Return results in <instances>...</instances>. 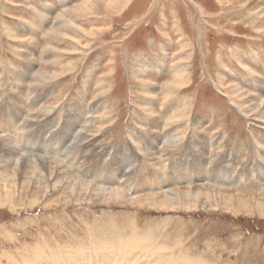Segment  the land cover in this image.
Instances as JSON below:
<instances>
[{
    "label": "rangeland",
    "instance_id": "rangeland-1",
    "mask_svg": "<svg viewBox=\"0 0 264 264\" xmlns=\"http://www.w3.org/2000/svg\"><path fill=\"white\" fill-rule=\"evenodd\" d=\"M84 2L0 0V138L14 139L21 154L33 146L55 158L30 182L20 174L12 205L0 206V264H104L96 250L105 242L121 264L116 246L134 233L149 246L131 264H176L185 256L264 264L257 166L264 162V0H128L104 15L76 9ZM176 76L179 85L166 97ZM150 110L163 118V134L173 127L177 142L167 151L156 142ZM82 130L86 143L66 157L63 136L71 132L69 143H79ZM3 148L1 141V174L21 156ZM50 169L60 175L51 179ZM183 169L194 180L180 178ZM43 173L46 181L37 180ZM146 178L156 186H145ZM77 182L85 189H75ZM85 184L121 193L93 197ZM6 185L0 179L4 199ZM186 191L212 198L176 208L149 202ZM225 197L246 206L229 207ZM157 247L167 249L164 258Z\"/></svg>",
    "mask_w": 264,
    "mask_h": 264
},
{
    "label": "bare ground",
    "instance_id": "bare-ground-1",
    "mask_svg": "<svg viewBox=\"0 0 264 264\" xmlns=\"http://www.w3.org/2000/svg\"><path fill=\"white\" fill-rule=\"evenodd\" d=\"M219 1V0H218ZM221 1V0H220ZM128 2V0H89V1H87L86 0V2H84V3H82V4H80V5H78L77 6V8L76 9H78V10H81V11H83V10H88L89 12H91V13H99V14H102V15H104V14H112V13H116V12H118V11H120L123 7H125V5H126V3ZM199 6V5H198ZM74 9V8H73ZM202 11V10H201ZM71 20V19H70ZM55 30H56V34L57 33H62V32H60V30L62 31V24H58L56 27H55ZM83 30V29H82ZM88 31V30H87ZM87 34V33H86ZM80 35V34H79ZM81 36V35H80ZM80 39V38H79ZM51 40V39H50ZM78 41V40H77ZM44 52V57L45 56H48L49 55V53H48V50L46 51H43ZM48 54V55H47ZM47 72V71H46ZM54 73V72H53ZM176 73V72H175ZM40 75H42V74H40ZM43 75H46L45 74V72H44V74ZM176 75V74H175ZM37 77V76H36ZM52 77V76H51ZM50 77V78H51ZM183 77V76H182ZM49 78V77H48ZM41 80V79H40ZM178 80H180L179 78H178V76H176L175 77V79L173 80V81H171L170 83H168L166 86H165V88H164V91H165V94H166V97H169L170 96V94H169V91L170 90H175V88H177V86L179 85L178 84ZM39 81V80H38ZM42 81V80H41ZM261 81V80H260ZM40 83V82H39ZM259 84V83H258ZM257 84V85H258ZM152 87V86H151ZM150 88V87H149ZM232 88H234V87H232ZM236 91H238V87H237V89H236ZM231 93V92H230ZM250 95V94H249ZM157 96V95H156ZM238 96V95H237ZM245 96V95H244ZM239 97V96H238ZM151 98V97H150ZM235 98V97H234ZM252 98V97H251ZM258 98V97H257ZM165 99V98H164ZM238 100V99H237ZM248 100V99H247ZM253 100V99H252ZM256 100V99H255ZM244 102H245V100H244ZM250 102H253V101H250ZM247 103V102H246ZM246 103H245V105H246ZM263 105V104H262ZM251 106V105H250ZM163 107H165V106H163ZM262 107V106H261ZM243 108V107H242ZM261 109V108H260ZM48 110V109H47ZM34 111V110H33ZM84 112H86V111H83V113ZM166 113V112H165ZM262 113V112H261ZM149 115H151V118H152V120H153V129H155L154 131H153V133L154 132H157V134L155 135V137H156V142H157V144L159 143L160 145L162 144V145H164L165 143V149H164V151H167V150H169L170 149V147L172 146V144H174V142L176 141L177 142V140H174L172 137H174L173 136V132H174V130L172 129L173 127H171L170 126V128L168 129V131L166 132V134H163L164 133V130H163V128H162V117L160 116L159 117V119L157 118V116L155 117L154 116V114H153V111L152 110H150V112L148 113ZM263 114H264V112H263ZM263 116V115H262ZM178 120H180V118L178 119ZM169 121V120H168ZM19 124V123H18ZM23 124H25V123H23ZM22 124V125H23ZM169 124L170 125H173L174 124V121H172L171 120V122H169ZM177 127V126H176ZM175 127V128H176ZM73 128V127H72ZM165 128V127H164ZM180 129V128H179ZM12 131H11V133H12V135H13V137H15L16 136V133L18 132V130L20 131L21 130V132L20 133H23V131H24V125L23 126H20L19 128H17L16 127V125L13 127V129H11ZM79 130V129H78ZM157 130V131H156ZM177 130V129H176ZM183 132V131H182ZM184 133V132H183ZM84 135H85V132H84V130H82V131H79V138L78 139H81V141L79 142V143H77V141H74L73 143L71 142V143H69V141L67 140V138L69 139V137L70 136H72V134H71V132H70V134L69 135H64L63 136V138H62V142L64 143V144H66L67 142H68V144H70L69 145V147H67V149L65 150V152L63 151V153H65L66 154V157H68L69 156V154L71 155V152H73V150H75L76 151V148L78 147L79 148V146L81 147V145H82V143L81 142H83V141H85L86 140V137H84ZM86 135L88 136V133H86ZM3 135H0V137H2ZM178 136V135H177ZM13 137H12V139H13ZM180 137V136H179ZM195 138V137H194ZM194 138H193V140H194ZM193 140H192V143H193ZM202 140H204V138H202ZM2 141V144H3V146H4V150H5V152L6 153H8V156H9V154H11V155H13L14 156V154L15 155H21V156H19L17 159L16 158H12L11 160L13 161V164H12V168H15V171L13 172V175H11V174H9L7 171L8 170H10V168H7L6 169V173H2L1 174V172H0V179L1 180H4V181H7V185H6V188L4 189L6 192H7V198L6 199H4V198H2L1 197V192H0V206H7V205H12V196H13V192H15V191H11V188L10 187H12V185L14 184V183H16V182H18V179H19V177H21V176H24V179H26L25 181H24V183H26L27 181L28 182H30V179H34L35 178V170H41V171H44V165L43 164H45V162H47L45 165L47 166V167H51V166H53L54 167V159L55 158H53V159H48V161L45 159V157H43L42 155H43V153L42 154H40V152H37L36 150H37V148L36 147H33L32 146V149H31V151H32V153L34 154H36V155H38V156H34V157H32V156H28V157H30V158H27L26 156L27 155H30V154H32V153H29V154H27V155H25V154H21L22 153V151L20 150V147L18 146V145H16V144H14V139H13V141H10L9 139H4V138H0V142ZM57 141V140H56ZM210 141V140H209ZM84 143H86V141L85 142H83V144ZM210 143H212V142H210ZM209 143V146L210 147H213V145L215 146V144H210ZM257 143V142H256ZM67 144V145H68ZM14 145H16V147L14 146ZM200 146V145H199ZM38 148H40L39 146H38ZM73 149V150H72ZM262 150V149H261ZM264 150V149H263ZM89 152V151H88ZM262 152V151H261ZM26 153H28V152H26ZM260 155H262V154H260ZM7 156V157H8ZM34 158V159H33ZM37 158H40V160L39 159H37ZM72 158V160L73 161H76L77 159L75 158H73V157H71ZM218 159V157H216V160ZM221 159H219L218 161H220ZM154 161V160H153ZM200 161V160H199ZM203 162V161H202ZM153 163V162H152ZM151 163V164H152ZM6 164V163H5ZM57 164H61L60 162L59 163H57ZM158 164V163H157ZM262 164H264V162L262 163V161H261V164H260V161H258V163H257V166H258V169H259V171H260V174L262 175V177L264 178V173H263V171H264V165H263V168H261L260 169V165H262ZM22 166H23V168H22ZM59 169H61V167L59 166V165H56ZM215 167H217V166H215ZM219 167V166H218ZM222 167L220 168V169H218L219 170V172H218V174H222V173H224L226 170L225 169H222ZM184 171H180V172H178V175H179V177L180 178H186V179H188V181H192V180H194V179H190L189 177L191 176L192 177V174H190L189 175V173L188 172H186V170L185 169H183ZM50 171V174H49V176H50V178L51 179H53L54 177L56 178V176H58V175H60V172L59 171H56V172H54L55 170H52V169H50L49 170ZM147 173L149 172V171H146ZM228 173H230L229 172V170L227 171ZM244 173H245V171H243V172H241V174H240V176L241 175H244ZM20 174H21V176H20ZM35 174V175H34ZM149 174V173H148ZM218 174H216V175H218ZM247 174V173H246ZM45 174L43 173V175L41 176V177H39L37 180H44L45 178H46V175L44 176ZM62 175V174H61ZM229 175V174H228ZM146 176H148V175H146ZM226 176H227V174H226ZM225 176V177H226ZM73 177V176H72ZM72 177H67V180H70L69 181V183H71L72 182V180L71 179H73ZM48 178V177H47ZM174 178H176V177H173L172 176V179H174ZM208 178H210V176L209 175H204V178H203V180H205V179H208ZM62 179V178H61ZM130 179V176L129 175H127L126 177H123V179H121V180H123V182H124V184L126 183L127 185H128V180ZM148 179H149V177H148ZM148 179L146 178V180H145V186H148V185H150V187H154V186H156V182L155 183H153V182H151V180L149 181V183H148ZM65 180V179H64ZM45 181H46V179H45ZM55 181V180H54ZM120 180H108L107 182L109 183V184H114V183H117V182H119ZM160 181V180H159ZM32 183V182H31ZM36 183V182H35ZM49 183V182H48ZM175 183H176V181H175ZM18 184V183H17ZM38 184V183H37ZM60 184V183H59ZM64 184H65V182H64ZM23 185H25V184H23ZM31 185V184H30ZM29 185V186H30ZM53 185V184H52ZM52 185H50V186H52ZM86 185V184H85ZM173 185V184H172ZM16 186V185H15ZM36 186V185H35ZM69 186V185H68ZM74 186H75V183H74ZM73 186V187H74ZM76 186H78V188H76L75 187V189H82V188H84L85 189V187H84V184L83 183H81V182H77L76 183ZM87 186V185H86ZM158 186V185H157ZM162 186H163V184H162ZM19 187V186H18ZM40 188V187H39ZM59 188V187H58ZM146 188V187H145ZM145 188H140V189H145ZM163 188V187H162ZM3 188H1L0 187V191L2 190ZM74 189V190H75ZM161 189V188H160ZM29 190V189H28ZM40 190V189H39ZM46 190H48V189H46ZM83 190V189H82ZM112 190H115V189H112ZM118 190H122V189H118ZM89 195H92L93 197L95 196H97L98 198L99 197H103V198H107V196H109V195H111L110 197L112 198V196H115V195H117L116 197H119L120 195L118 194V193H121V192H119V191H108L109 193H106L105 191H103L104 193L102 194V192H98L97 190H94V191H92V189L90 188V187H88L87 186V188H86V190H85ZM31 192V191H30ZM29 192V193H30ZM19 193V192H18ZM35 193V192H34ZM76 193H78V192H76ZM87 193H85V194H87ZM16 194V193H15ZM175 194L176 193H173L172 192V194H171V192H168V193H166L162 198L163 199H161V200H158V198L155 196L156 194H154L153 195V197H150V200H149V202L151 203V204H160L161 206H164V207H172V208H176L177 206H176V203L177 204H179V202H180V204H182V205H188L190 202H192V203H196V202H198V198L200 197V195H204L205 197H207V199H211L212 198V194H211V192H207V193H203L202 194V191L200 192V193H198V194H193V193H191V191H186L185 193H181V194H176V196H175ZM221 193H219V195H220ZM37 195V194H36ZM40 195V194H39ZM218 195V194H217ZM20 196V195H19ZM82 196V195H81ZM84 197V196H83ZM110 197L109 198H107V199H110ZM224 197V196H223ZM220 198V197H219ZM200 199V198H199ZM35 200V199H34ZM225 205L227 204L229 207H237V208H241L242 206H246V204L244 203V205L242 204V203H237L236 201H235V199L234 198H226L225 197ZM203 202V201H202ZM207 202V201H206ZM205 204H207V203H205ZM190 207V206H189ZM194 207H197V206H194ZM163 208V207H162ZM228 208V207H227ZM258 208H259V210H260V212H261V215L262 216H264V204H260V206H258ZM238 209V210H239ZM258 210V211H259ZM130 216L131 215H127V218H125V219H128V220H130ZM133 221H134V216H133ZM115 225V224H114ZM125 225V224H124ZM115 243L116 242H113V245H115ZM182 243V242H181ZM103 244V243H102ZM183 244V243H182ZM146 246H149L148 245V243H146V242H141L140 240H135V233L133 234V236H129V238L128 239H124V241L123 242H121V244L119 245V246H116L117 247V249H120V252H121V254H122V261H123V263H121V264H131V261H130V258L132 257V258H134V257H136V255L138 254V253H140V251H142L143 249H145V247ZM183 246V245H182ZM112 247V246H111ZM110 243L109 242H105L104 243V246L102 245V246H97V250H96V253H97V258H102V259H104V260H102V261H104V264H114V256H115V253L116 252H114V251H112V250H110ZM107 249H109L108 250V252L106 251ZM115 249V248H114ZM157 250H159V251H157ZM167 250V249H166ZM166 250H165V247H157V248H155V250H153V251H157L155 254H156V256L157 257H159L160 259H162V257H163V255H166ZM109 251H112V253H110ZM193 251H195V250H193ZM87 252V251H86ZM171 252V251H170ZM108 253V254H107ZM167 253H168V251H167ZM68 254V253H67ZM163 254V255H162ZM169 254V253H168ZM170 254H172V253H170ZM70 255V254H69ZM86 255V257L88 256V253H86L85 254ZM108 255H110V256H108ZM151 255H154V254H151ZM68 256V255H67ZM66 256V258H69V259H72L71 257H67ZM71 256V255H70ZM72 256L73 257H75L73 254H72ZM84 259H85V256L83 257ZM132 258H131V260H132ZM164 258V257H163ZM198 259L200 260V261H202L203 262V260L202 259H200V258H191V257H189V256H185V259L183 258V260L181 261H176V264H198ZM196 260V261H195ZM80 261V260H79ZM167 261H168V263L170 262L169 261V259H165L164 260V262H163V264H167ZM41 262V261H40ZM47 262H48V260H47ZM42 263V262H41ZM49 263V262H48ZM39 264V263H38ZM49 264H51V263H49ZM70 264H74L73 262L71 263L70 262ZM171 264V263H170ZM203 264H207V263H205V262H203Z\"/></svg>",
    "mask_w": 264,
    "mask_h": 264
}]
</instances>
